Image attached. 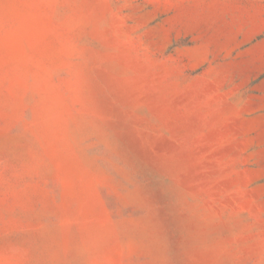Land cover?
<instances>
[{"label": "rangeland", "instance_id": "obj_1", "mask_svg": "<svg viewBox=\"0 0 264 264\" xmlns=\"http://www.w3.org/2000/svg\"><path fill=\"white\" fill-rule=\"evenodd\" d=\"M0 264H264V0H0Z\"/></svg>", "mask_w": 264, "mask_h": 264}]
</instances>
